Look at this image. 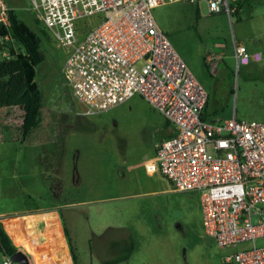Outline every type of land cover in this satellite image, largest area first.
I'll list each match as a JSON object with an SVG mask.
<instances>
[{
	"label": "built area",
	"instance_id": "obj_1",
	"mask_svg": "<svg viewBox=\"0 0 264 264\" xmlns=\"http://www.w3.org/2000/svg\"><path fill=\"white\" fill-rule=\"evenodd\" d=\"M172 0H29L31 9L65 47L61 66L83 114H97L139 94L175 126L156 153L143 160L175 190L200 191L204 232L219 246L247 242L223 264H264V118L208 121V94L157 25L152 8ZM204 1L209 12L235 11L228 0ZM10 5L0 0V45L11 39ZM87 24L80 27L81 20ZM6 55V50H1ZM236 63L259 59L234 40ZM12 218L10 222L8 219ZM15 219V220H14ZM17 218L0 221L14 231ZM7 231V230H6ZM8 233V232H7ZM44 250V244L37 246ZM0 264H19L0 253Z\"/></svg>",
	"mask_w": 264,
	"mask_h": 264
},
{
	"label": "rangeland",
	"instance_id": "obj_2",
	"mask_svg": "<svg viewBox=\"0 0 264 264\" xmlns=\"http://www.w3.org/2000/svg\"><path fill=\"white\" fill-rule=\"evenodd\" d=\"M5 1L15 6L19 16L38 31V26L40 27L41 24L33 20L34 15L36 17L37 15L31 9L29 0ZM228 1L236 9V12H232L230 16L224 9L209 12L204 1L195 3L190 0H172L159 4L152 8V14L173 48L205 88L208 98L203 116L206 120L221 121L232 116L246 121L262 120L264 118V0ZM38 33L41 36L44 60L35 66V78L43 92V100H55L64 106L67 105V108L71 107L75 98L71 95L70 87L61 72L66 49L55 41L51 32L47 37L40 31ZM234 40L248 44L250 52L258 51L260 58L251 57L247 63L237 64ZM9 42L17 47L14 40L9 39ZM0 81V86L6 87L7 82L1 78ZM15 96L18 97L17 91L5 88V93L1 97L7 102L9 98L10 101L13 100L15 109V103L18 101ZM132 101L146 102L142 96L134 94L116 104L115 108L111 109L109 117H103L101 120L112 122L116 118L112 110H116L118 123L110 126L112 131L118 133L125 115L123 107ZM98 117L100 116L94 117L97 125L95 128L97 139L101 138L100 135L106 134L105 130H102L101 123L97 121ZM2 123L0 120V127L6 128L4 125H11L10 131L15 129L10 121L7 124ZM148 137L149 134L144 129L143 133H139L136 138H130L131 146L127 151H130V154L139 152L141 150L137 146L139 141L145 142ZM109 142H111L110 139ZM116 143L121 150L120 142L116 141ZM27 151L14 139L0 136V216L13 214L14 211L25 207L41 205L43 204L40 203L41 201L52 198L51 194L48 195L49 183L46 186L39 180L35 181L39 175L35 170L40 168V163L34 162L36 167L33 163L28 164ZM130 154L121 155L120 161L132 160L133 157ZM67 160L70 161V158ZM82 160L84 161L83 158ZM104 161L109 162L103 163ZM117 164L121 165L118 159L112 156L91 155L88 156L86 165L79 162L78 167L79 169L87 167L91 175L104 167L110 174L109 171ZM31 175L33 178L30 181L28 177ZM153 180L157 184L158 191L152 194L128 196L105 203L75 205L60 209L62 223L71 239L79 264L90 261L93 264H108L102 258L113 257V252L109 253L107 250L110 248L111 241L116 239L110 232L111 228L103 225L112 219L115 221L116 217L117 220L119 219V215L116 210H112L111 205H116L118 213L120 211L131 214L130 219L133 215L141 219L145 227L143 229L146 230L133 229L134 243L137 247L145 244L153 246L152 255L159 264L223 263L222 249L215 238L206 234L203 229L200 191L172 189L169 180L160 175ZM142 182L147 181L142 180ZM69 185L65 182L62 187L61 195L64 198L95 194L109 196L135 189L133 178L123 182L119 187L113 185L106 189L87 190L82 187L70 188ZM130 207H132L130 212H127L126 209ZM104 210L108 213V219L102 220ZM111 212L115 213L112 218L109 215ZM154 213L158 215L159 220L155 218ZM108 228L107 233L101 235ZM113 233L116 234V232ZM263 242V239L257 240L258 244ZM100 244H105L108 249L103 250ZM247 246V242H240L228 247L227 250L231 252ZM136 254L143 255V252L140 250Z\"/></svg>",
	"mask_w": 264,
	"mask_h": 264
},
{
	"label": "crops",
	"instance_id": "obj_3",
	"mask_svg": "<svg viewBox=\"0 0 264 264\" xmlns=\"http://www.w3.org/2000/svg\"><path fill=\"white\" fill-rule=\"evenodd\" d=\"M245 45L250 51L248 44ZM5 86H0V120L1 123L5 122V124L9 121L12 122V126L15 129L10 131L9 127L11 125H4L6 128L0 127V136L14 139L15 142H18L19 146L23 145L28 150V164L33 163L34 167H36L34 162L40 163V168L35 170L39 173L35 178L36 182L39 180L43 185L48 186L47 183L52 181V179H58L61 181L62 187H64L65 182H68L70 184L68 187L70 188L82 187L89 190L91 188L106 189L113 185L119 187L123 182H127L133 178L135 189H130L127 192L115 193L109 196L95 194L72 198L67 196L64 198L62 195L60 199H56L50 191L48 195L51 194L52 198L41 201L40 203L43 204L25 207L19 209V211H14L13 214H9L17 218L14 222L15 232L10 229V225L8 224L5 226L6 230L18 249H22L27 254L31 264H74L64 233L60 209L75 205L105 203L123 197L148 195L157 192V184L153 178H158L159 175H163L159 171H146L141 162L156 153L157 147L162 139L175 133V126L145 99L146 102L132 101L128 105H125V107L122 106L125 115L122 119L123 121L120 123L122 126L119 132L116 133L111 128V126L118 123L116 110H112L116 117L112 122L108 120L104 122L101 120L103 117H109L111 109L115 108V105L101 113L91 115L83 114L81 110L84 108V104L78 101L71 92L75 101L68 108L67 105L64 106V104L55 100H43L40 124L27 137L23 138L20 128L24 112L23 102L15 97L18 101L15 103L16 107L14 109L13 100L10 101L11 99L9 98L7 102L1 97L5 93V88H7V85ZM98 115L100 117H98L97 121L101 123L102 130H105L106 133L105 135H100L101 138H98L99 140L95 133L97 125L94 122V117ZM144 129L148 132L149 137L145 142L139 141L137 145L141 149L139 152L130 154V151H127L131 146L129 144L130 138H136L139 133H143ZM108 131L111 132L109 133ZM109 139L111 142L108 143ZM116 141L120 142L121 150L120 147H117ZM124 154H130L133 159L120 161V156ZM91 155L95 157L112 156V158L118 159L121 165L117 164L114 166L110 170L111 172L109 171L110 174L103 167L97 170L96 174L91 175L87 167H83V169H79L78 167L79 162L86 165L87 158ZM67 158H70V161ZM66 162L68 164H65ZM105 162L109 161H104L103 163ZM124 162L126 164H123ZM142 177L144 179H141ZM32 178V175L28 177L29 180H32ZM142 180H146L147 182L143 183ZM171 188L173 189V187ZM115 206L111 205V208H113L112 210H116L119 219L117 220L116 217L115 221L112 219L108 223L103 224L114 227L110 229L114 239H122L127 236L128 232L134 234L133 229L146 230L143 229L145 227L140 218L133 215L130 219L129 215L131 214L120 211L118 213ZM131 208H127L126 211L130 212ZM107 214V211L104 210L101 217L102 220L108 219ZM109 215L112 218L115 213L113 214L111 212ZM154 216L159 220L156 213H154ZM10 220L12 218L8 219V222ZM113 232H116V234ZM261 239L264 240V238ZM39 244H44L45 249L39 250L37 248ZM101 247L103 250L105 248L108 249L105 244L101 245ZM219 247L222 249L221 255L224 258V255L229 253L227 248L230 246ZM152 249L153 246L150 244L138 247L134 245L133 252L127 259L114 264H157L158 261L153 258ZM140 250L143 252V255L136 254ZM107 252L111 253L113 249L110 247ZM76 260L79 264L77 255ZM84 264H93V262H84Z\"/></svg>",
	"mask_w": 264,
	"mask_h": 264
},
{
	"label": "trees",
	"instance_id": "obj_4",
	"mask_svg": "<svg viewBox=\"0 0 264 264\" xmlns=\"http://www.w3.org/2000/svg\"><path fill=\"white\" fill-rule=\"evenodd\" d=\"M9 5L11 7L9 10L10 26L8 31L5 28H1V32H8L11 40L15 41L17 47H14L9 40L0 45L1 50H7L6 55L0 53V78L4 82H7V88L18 92V97H15L23 102L24 112L20 128L22 137L25 138L40 124L42 119L41 106L43 103V92L35 78V66L44 60V53L41 48V36L38 31L46 37L50 31L34 14L35 18L33 20L35 22L39 21L41 26H38V31L32 28L19 16L15 7L11 4ZM86 24V19L81 20L79 23L80 27ZM49 188L54 198H61L62 184L60 180L52 179L49 182ZM109 228L103 233L107 232ZM63 229L73 262L74 264H78L71 239L67 235L65 226H63ZM134 245L135 243L130 232L122 239L112 240L110 247L113 249L114 255L111 258L103 259L104 262L114 264L127 259L132 253ZM17 249L18 247L12 242L0 221V253L11 255Z\"/></svg>",
	"mask_w": 264,
	"mask_h": 264
},
{
	"label": "water",
	"instance_id": "obj_5",
	"mask_svg": "<svg viewBox=\"0 0 264 264\" xmlns=\"http://www.w3.org/2000/svg\"><path fill=\"white\" fill-rule=\"evenodd\" d=\"M10 257L19 264H31L27 254L22 249H17L10 255Z\"/></svg>",
	"mask_w": 264,
	"mask_h": 264
}]
</instances>
